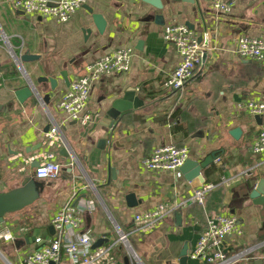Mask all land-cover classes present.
<instances>
[{
  "label": "crops",
  "instance_id": "0c3cea01",
  "mask_svg": "<svg viewBox=\"0 0 264 264\" xmlns=\"http://www.w3.org/2000/svg\"><path fill=\"white\" fill-rule=\"evenodd\" d=\"M14 2L0 0V192L20 186L25 176L35 173L33 165L46 153V133L53 123L64 143L54 150L55 160L63 165L61 174L53 180L35 177L42 185L40 198L0 223V232L9 230L14 237L0 241L7 260L25 264L26 255L40 247L37 238L52 240L56 235L52 217L75 194L73 203L83 218L80 233L107 245L117 240L120 228L130 233L145 264H180L184 246L189 254L208 219L219 213L235 215L242 227V233L226 238L231 243L229 264H264V203L256 204L250 197L264 178V156L251 150L263 121L241 107L249 99L264 100V64L236 53L240 34L264 39V0H236L225 15L213 10L210 0H157L161 8L148 0H87L85 6L105 18L103 32L85 6L67 22H59L27 14ZM172 22L187 25L207 40L205 60L177 92L165 86L180 62L174 44L162 38L163 28ZM8 44L16 55L29 51L38 59L18 63ZM124 48L133 50L131 68L94 83L90 123L71 120L57 109L70 86L61 71L68 72L71 84L87 64ZM41 76L56 78L57 87L37 83ZM28 79L35 81L42 97L20 103L15 90ZM128 92L141 104L114 120L109 111ZM45 94H50L49 103L42 99ZM236 127L242 129L239 139L230 133ZM166 144L187 147L189 158L200 162L220 153L221 163L214 159L203 168L204 183L199 178L187 180L179 169H147L144 158ZM65 148L69 155L62 154ZM247 170L252 174H245ZM203 184L217 187L201 204L193 196ZM129 194H134L133 205L127 202ZM164 204L175 208L173 214L151 231L140 232L135 215ZM175 212L183 214L180 225ZM114 261L131 264L121 244ZM54 264L73 263L63 256ZM187 264L206 263L188 258Z\"/></svg>",
  "mask_w": 264,
  "mask_h": 264
},
{
  "label": "built area",
  "instance_id": "2783aa9c",
  "mask_svg": "<svg viewBox=\"0 0 264 264\" xmlns=\"http://www.w3.org/2000/svg\"><path fill=\"white\" fill-rule=\"evenodd\" d=\"M87 0H59L55 3L50 0H15L14 6L27 14H34L43 18H52L59 22H67L73 14L82 9ZM236 0H210V5L217 13L229 14ZM164 41L174 44L179 55L180 62L169 74L165 86L170 91L184 89L190 81L199 65L203 62L206 41H199L196 33L183 23H170L163 28ZM2 39L6 37L2 34ZM8 41V40H6ZM9 51L14 60L17 56L13 48L8 44ZM236 53L242 59H248L264 64V39L240 34L236 40ZM133 60L131 48L117 49L106 54L96 61L85 66L83 74L73 80L70 86L63 91L57 102V109L65 112L71 120L83 125L93 120L88 109L92 87L95 82L104 76L124 73L130 70ZM19 63V62H18ZM1 77V74H0ZM251 118H261L262 123L251 145L255 155L264 156V100L249 99L242 105ZM64 143L60 128L53 123L46 133V153L35 168L37 179H56L63 170V165L55 160L54 150ZM66 146V144H65ZM187 147L175 144H166L157 147L143 160V165L153 171L178 170L189 158ZM215 161L221 163V158ZM245 174L252 172L247 170ZM228 180L224 179V182ZM231 183V181H229ZM217 187L216 184H203L195 190L193 200L204 204L209 192ZM71 200L60 207L52 217L56 235L49 242L37 238L40 243L38 250L30 252L25 257V264H51L58 263L63 256L73 264H115L114 254L118 245H123L131 264H145L129 240V234L117 228L118 237L113 243L94 247L95 240L89 233H80L83 218L81 212ZM175 208L169 204L160 205L156 210L142 212L135 215V222L140 232H149L165 216L173 214ZM242 233V227L237 217L233 214H215L208 219L206 228L200 234L196 245L189 252L190 260H197L206 264H229L227 258L231 243L227 237ZM14 237L9 230L0 232V241H10ZM0 264H12L2 250H0Z\"/></svg>",
  "mask_w": 264,
  "mask_h": 264
},
{
  "label": "water",
  "instance_id": "95a60500",
  "mask_svg": "<svg viewBox=\"0 0 264 264\" xmlns=\"http://www.w3.org/2000/svg\"><path fill=\"white\" fill-rule=\"evenodd\" d=\"M151 4H154L156 7L161 8L157 0H148ZM85 8L92 14L93 23L99 30V32H103L104 27L106 25L105 18L98 13H94L93 10L87 6ZM90 30H88L89 32ZM199 41L202 42V38H199ZM19 63L29 62L35 58L38 59L37 55L31 54L29 51L24 52L23 54L16 55ZM207 54L204 52L203 60H205ZM61 76L65 80L67 85H70V80L68 77V72L66 70L61 71ZM37 83H47L50 82L52 90L57 87V79L54 77H45L41 76L38 78ZM15 96L20 103H24L27 99L33 96L42 97L37 88L35 81L32 79H28L26 81V85L15 90ZM44 103H49L50 94H45L43 96ZM141 101L135 97H133L132 92H128L124 99L116 101L111 110L109 111V115L116 120L119 117L123 118V115L130 111L132 108L139 107ZM259 122L262 121L261 118H257ZM262 123V122H261ZM231 135L236 139H239L242 135V129L240 127L233 128L230 131ZM62 154L69 155L68 150L65 148L62 150ZM217 157L216 153H212L208 156L204 161L200 162L194 160L193 158H188L184 164L179 168L180 172L185 176V178L189 181L199 178L203 183L205 179L202 175L203 168L211 165L214 159ZM39 162L33 165V168L39 166ZM114 171V170H112ZM41 183L38 182L35 178V173L27 175L24 177L21 185L11 189L9 191L0 192V223H3L5 220V216L9 213L21 211L24 208L34 204L40 198V188ZM250 197L252 201L256 204L264 203V178H261L256 184L255 188L252 190ZM134 194H129L127 196V202L129 205H133ZM183 214L181 212H175V217L180 225L183 220ZM102 239L98 240L94 243V247H98L102 245ZM108 241V240H106ZM188 246L185 245L180 254V264H187L188 262V254H187ZM51 264H54L52 262Z\"/></svg>",
  "mask_w": 264,
  "mask_h": 264
},
{
  "label": "trees",
  "instance_id": "16d2710c",
  "mask_svg": "<svg viewBox=\"0 0 264 264\" xmlns=\"http://www.w3.org/2000/svg\"><path fill=\"white\" fill-rule=\"evenodd\" d=\"M178 123H179V122L176 121V124H175V125H177V126L175 127V131H178L179 128H180V127H178V125H179ZM218 154H220V153H218ZM218 154H217V155H218ZM250 185H251V184H250ZM252 187H253V184H252V186H250V188H252Z\"/></svg>",
  "mask_w": 264,
  "mask_h": 264
},
{
  "label": "rangeland",
  "instance_id": "374dc122",
  "mask_svg": "<svg viewBox=\"0 0 264 264\" xmlns=\"http://www.w3.org/2000/svg\"><path fill=\"white\" fill-rule=\"evenodd\" d=\"M129 240H130V242H131V238H129ZM131 244H132V242H131ZM133 245V244H132Z\"/></svg>",
  "mask_w": 264,
  "mask_h": 264
}]
</instances>
